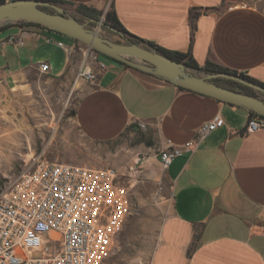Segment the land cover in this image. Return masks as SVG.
I'll list each match as a JSON object with an SVG mask.
<instances>
[{
  "label": "crops",
  "instance_id": "crops-1",
  "mask_svg": "<svg viewBox=\"0 0 264 264\" xmlns=\"http://www.w3.org/2000/svg\"><path fill=\"white\" fill-rule=\"evenodd\" d=\"M62 1L102 16L113 9L144 41L186 53L201 69L215 63L264 84V0ZM10 35L19 42L6 41ZM106 57L49 28L5 23L0 91L74 101L70 115L58 109L55 124H72L82 145L73 142L78 152L58 162L92 164L89 147L98 144L102 167L115 164L130 195L156 198L164 216L151 264H264V127L245 132L248 109ZM83 66L94 80L76 78ZM217 114L222 126L161 165L158 152L168 141L183 144Z\"/></svg>",
  "mask_w": 264,
  "mask_h": 264
},
{
  "label": "built area",
  "instance_id": "built-area-1",
  "mask_svg": "<svg viewBox=\"0 0 264 264\" xmlns=\"http://www.w3.org/2000/svg\"><path fill=\"white\" fill-rule=\"evenodd\" d=\"M6 41L19 39L10 35ZM39 67L45 72L49 64ZM95 77L87 66L76 73L88 81ZM223 123L217 114L183 144L168 141L158 152L161 165L166 168L184 149L197 148ZM262 127L264 116L249 114L245 132ZM130 212L129 185L116 168L38 160L0 184V264H97L115 250Z\"/></svg>",
  "mask_w": 264,
  "mask_h": 264
},
{
  "label": "rangeland",
  "instance_id": "rangeland-1",
  "mask_svg": "<svg viewBox=\"0 0 264 264\" xmlns=\"http://www.w3.org/2000/svg\"><path fill=\"white\" fill-rule=\"evenodd\" d=\"M63 7L79 20L87 21V18L77 13L72 6ZM89 25L96 26L92 22H89ZM99 32L112 40L123 41L120 34L106 26L101 25ZM102 57L108 59L104 55H101ZM222 81L235 85L231 80ZM252 91L264 98L263 93L253 89ZM73 103L74 101L68 99L54 101L46 94L35 92L21 94L17 90L0 91V136L14 132L20 134L18 139L16 138L18 146L10 145L3 149L4 158L0 160L1 182L14 178L38 160L61 161L69 153L78 152L72 148L73 142L77 146L82 145L75 127L72 124H55L58 109H69L70 115ZM89 149L92 164L86 166L116 167L115 164L102 167V146L92 143ZM130 202L131 212L117 237L115 250L101 258L97 264H151V253L157 243L159 224L164 213L158 208L156 198L138 199L131 194Z\"/></svg>",
  "mask_w": 264,
  "mask_h": 264
},
{
  "label": "water",
  "instance_id": "water-1",
  "mask_svg": "<svg viewBox=\"0 0 264 264\" xmlns=\"http://www.w3.org/2000/svg\"><path fill=\"white\" fill-rule=\"evenodd\" d=\"M81 21L66 12L60 4L46 0H5L0 3V26L18 20L40 24L70 36L96 52L123 62L130 67L152 73L182 88L205 94L230 104L244 107L264 116V98L260 95L221 85L216 79L231 80L264 94V86L238 74L209 72L174 60L144 43L128 40L121 32L107 25L102 18L86 17ZM89 22L96 26H90ZM103 25L117 32L123 41L112 40L99 32Z\"/></svg>",
  "mask_w": 264,
  "mask_h": 264
},
{
  "label": "trees",
  "instance_id": "trees-1",
  "mask_svg": "<svg viewBox=\"0 0 264 264\" xmlns=\"http://www.w3.org/2000/svg\"><path fill=\"white\" fill-rule=\"evenodd\" d=\"M4 1L5 0H0V3L4 2ZM46 1L57 3V4H60L62 6L70 5V6H72L75 9V11L77 13H79L80 15H82L84 17L100 18L102 16V12L101 11H99V10L93 8V7L87 6L85 4H81V3L80 4H73V3H69V2H64L62 0H46ZM103 21L107 25H109V26L113 27L114 29L118 30L119 32H121L123 34V36H125L130 41L138 42V43H144V44L150 45L151 47L155 48L157 51L163 53L164 55H166V56H168V57H170V58H172L174 60L183 61L186 64H188L189 66H192L194 68H199L197 66V64L192 60V58L188 54L177 52V51H174V52L167 51V50L163 49L162 47L155 45L152 42L144 41V40H142V39L130 34L129 32H127V30L122 26V24L118 20V18H117V16H116V14H115L113 9H110V10H108V11H106L104 13ZM23 22L26 23V24L42 26V25L37 24V23H32V22H27V21H23ZM99 55H104V54L99 53ZM118 62H120V61H118ZM120 63H122L125 66H128L127 64H125L123 62H120ZM202 69L205 70V71H209V72L224 71V72H229V73H233V74H238V75H240V76H242L244 78H247V79H249V80H251V81H253L255 83H258V84L264 86V84H261V83L255 81L254 79L250 78L249 76H247L246 74H244L242 72H238L236 70H231V69H228L226 67L220 66V65L215 64V63H207V64H205V66ZM216 82L221 84V85L231 87L233 89H237V90H240V91H244V92L253 94V91H252L251 88H249L247 86H244L242 84H239V83H237L235 81H232L235 85L226 84L221 79H216ZM244 89H246V90H244ZM247 90H249V91H247ZM252 113L253 112L249 110V114H252ZM1 183L2 182L0 181V184Z\"/></svg>",
  "mask_w": 264,
  "mask_h": 264
},
{
  "label": "bare ground",
  "instance_id": "bare-ground-1",
  "mask_svg": "<svg viewBox=\"0 0 264 264\" xmlns=\"http://www.w3.org/2000/svg\"><path fill=\"white\" fill-rule=\"evenodd\" d=\"M86 51V50H85ZM86 53V52H85ZM80 68V67H79ZM77 73V72H76ZM19 133L14 132V133H8L5 135H1L0 136V160L2 161L4 158V147L8 148L10 145H12V147H16L19 145V142L16 140V138L18 139L19 137ZM23 140V139H22Z\"/></svg>",
  "mask_w": 264,
  "mask_h": 264
},
{
  "label": "flooded vegetation",
  "instance_id": "flooded-vegetation-1",
  "mask_svg": "<svg viewBox=\"0 0 264 264\" xmlns=\"http://www.w3.org/2000/svg\"><path fill=\"white\" fill-rule=\"evenodd\" d=\"M244 90H246V89H244ZM247 91H249V90H247ZM253 94H256V95H258L257 93H255L254 91H253Z\"/></svg>",
  "mask_w": 264,
  "mask_h": 264
}]
</instances>
